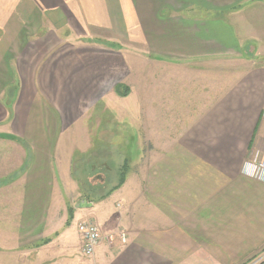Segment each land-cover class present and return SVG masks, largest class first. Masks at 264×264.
Returning <instances> with one entry per match:
<instances>
[{
    "label": "crops",
    "instance_id": "0c3cea01",
    "mask_svg": "<svg viewBox=\"0 0 264 264\" xmlns=\"http://www.w3.org/2000/svg\"><path fill=\"white\" fill-rule=\"evenodd\" d=\"M239 34L256 36L244 43ZM259 58L264 0H0V264H242L261 253ZM140 59L151 72L163 65L168 84L194 79L201 96L183 113H168V128L137 127L145 137L142 156L122 154L109 183V164L90 173L86 191L103 190L89 198L80 188L89 160L62 158L67 145L58 138L71 129L70 137L84 135L89 145L77 105L83 101L103 104L104 121L121 125L109 131L120 135L117 144L129 120L140 124L126 114L137 110L142 124L147 114L160 120L162 112H142L163 97L153 94L162 81L155 74L129 109L114 94L134 93L131 76L109 85L111 75L123 80L125 63L134 71ZM240 67L242 78L209 96L220 72ZM118 85L131 90L121 95ZM68 143L69 151L77 145ZM82 218L94 219L103 236L125 230L127 241L103 239L91 256L81 254Z\"/></svg>",
    "mask_w": 264,
    "mask_h": 264
},
{
    "label": "rangeland",
    "instance_id": "374dc122",
    "mask_svg": "<svg viewBox=\"0 0 264 264\" xmlns=\"http://www.w3.org/2000/svg\"><path fill=\"white\" fill-rule=\"evenodd\" d=\"M218 35L220 39H224L223 34H218ZM235 35L237 36L238 34H235ZM250 36L254 38L256 34H250V35L249 34H239L238 40L242 39L244 42V39L249 38ZM246 42H248V40H246L244 43ZM252 42H255V41H252ZM244 51H246V49ZM130 57H138V56L132 55ZM255 61H256V64L258 65L264 63L263 58H259ZM127 66L128 64L125 63V67L121 69L120 71V74L123 75V80H120L121 78L117 74L111 75L112 79L109 80V85L116 82L115 80L120 81V82H127L129 79V76H131L129 79L131 86L133 85V82L134 84H137V85L135 87L132 86L134 93L126 96V98L119 97L114 94L116 98H119L117 105H122L127 109L131 108V105L136 106L137 103H136L135 95L137 94L143 95V94L148 93L147 80L149 79L150 76H153L155 74V77L162 81L158 85L156 90L153 91V94H155L156 96H163V97L160 98L155 104H153L154 106L153 108H149L148 104H143L142 112L143 113L148 112V111H150L151 113L152 112H162L160 115L161 119L155 120V119L148 118V114L146 113L147 119L144 122V124H142V121L144 120L143 118L137 117L140 115L137 110L129 114H126L127 117L129 116L136 117L137 121L140 122V124L136 125L132 122V120L128 119L131 124V127L129 128L128 126H124L126 128L125 134L122 131V133L125 135L124 141L121 142V144H117L118 141L116 140V137L119 134L117 135L114 129H113V132H109V131L112 130L111 129L112 127L116 129L120 124L118 123L117 125H111L109 122L111 120H108L107 123L104 121L102 116L105 114L102 113V110L100 111V109L103 108V104L97 103L93 107H91V103L87 101L77 103V105L80 106V109L82 110L83 115H84L82 117V126L87 128L88 130L89 145L84 143L83 141L84 135L73 134L70 137L69 132L71 131V129H67L65 131V134L63 135L64 138H61L59 136L58 141H61V142L64 141L67 145L66 148L64 149L62 158H64V155H66L67 158H71L72 160L76 161L77 164L80 158L84 160H89L87 163H85L86 169L84 170V174L80 176V178L83 179L82 180L83 183L80 188L82 189L84 194L87 195L89 198H91L93 195H98L99 192H102L103 190L102 186L98 185L97 188L99 192L86 191V190H90L91 185H92L90 183V173L92 174L93 172H96L98 169H102L104 163L109 164L110 166H112V167L110 166L107 167L108 176L106 177V180H107V183H109L111 180H113L111 177L113 178L115 177V174H116L115 164L118 161L120 162V160L123 158L122 154L124 155V157L127 158V160L129 159L134 160L142 156V150L144 146V140L142 139L143 138L145 139V137L143 136V133L141 132V130H138L137 127H139L140 129L143 126L145 128L150 127V129L155 128V127L156 128L158 127L168 128V126L166 125L163 126L166 123L167 124L170 123V121L168 120V113H171V112L172 113H178V112L183 113L185 104H188L189 106H195L197 105V97L201 96V89L197 86L196 82L193 81L194 79L189 80L187 84H182V85L179 82L174 83L172 85L171 83L168 84L167 82H164L163 78H164V75L167 74V72H165L163 65H160L159 67H157L156 72L148 71L147 67L144 65L141 59L138 62V66L136 70L133 71V68H132L130 71V69H128L129 67L127 68ZM235 69L236 70L234 73H227L226 71H222L219 73L220 77L218 79L216 86L214 87V91L209 87L210 97H214L215 92H219L220 87L222 85L235 81L239 77L242 78V76L245 74V70L242 67L235 68ZM168 81H170V79H168ZM204 83L208 84V80L203 79V84ZM131 86L129 85L130 90H131ZM118 87L119 89L116 88L115 91H120V92L123 91L124 89L123 86H118ZM107 89L111 90L112 88L111 86H109V88L108 87L104 88V90H107ZM164 96L173 97L174 98L173 103L169 102V100H171L170 97H164ZM122 101L127 102L128 104L123 105ZM129 103L131 105H129ZM165 107H169V109H166ZM89 111H91L92 115L91 117L88 118L87 112ZM112 119L115 120L114 117ZM129 122H126L124 125H126ZM159 122L161 126L159 125ZM171 123L173 125H170V127H173L176 125L174 120H172ZM102 126L106 132H103L101 135L98 134L97 136L92 134L94 130L97 129V127L101 128ZM73 127L75 128L76 126H73ZM79 131L81 130L79 129ZM69 138H70V141H69ZM77 139H79V142L76 141ZM68 142H73V143H76L77 145H73L72 146L73 149L71 148V150L69 151L67 150L70 146V143ZM58 150H60V148ZM94 178H96V176L91 179L93 182L96 181ZM95 184H98V181L95 182ZM117 200H118V197L116 193L110 196V202L112 203V206ZM74 242H75V239H74ZM79 251H80V247H79Z\"/></svg>",
    "mask_w": 264,
    "mask_h": 264
},
{
    "label": "built area",
    "instance_id": "2783aa9c",
    "mask_svg": "<svg viewBox=\"0 0 264 264\" xmlns=\"http://www.w3.org/2000/svg\"><path fill=\"white\" fill-rule=\"evenodd\" d=\"M263 116H264V109H263ZM259 160V161H258ZM257 160V170L260 172L261 170L264 171V154L262 158ZM258 172V173H259ZM264 177V175H261ZM77 231L80 236V252L83 255L91 256L101 242V240L105 239L109 244H112L115 239H118L119 242L125 243L127 241V234L125 230L119 229L114 234H109L107 236H103L100 231L99 225L97 222L92 218H82L77 222ZM264 261V250L250 258L244 264H261Z\"/></svg>",
    "mask_w": 264,
    "mask_h": 264
},
{
    "label": "trees",
    "instance_id": "16d2710c",
    "mask_svg": "<svg viewBox=\"0 0 264 264\" xmlns=\"http://www.w3.org/2000/svg\"><path fill=\"white\" fill-rule=\"evenodd\" d=\"M119 86V85H118ZM118 86H116V88L117 89H119V87ZM128 91H129V88H127V87H124V89H123V91H117L119 94H121V95H126L127 93H128ZM122 173V172H121ZM123 181V178L121 177L120 178V180H119V184L121 183ZM261 264H264V261L261 263Z\"/></svg>",
    "mask_w": 264,
    "mask_h": 264
}]
</instances>
